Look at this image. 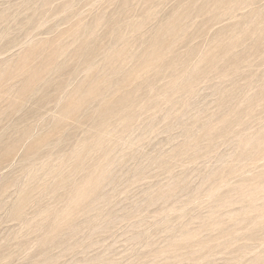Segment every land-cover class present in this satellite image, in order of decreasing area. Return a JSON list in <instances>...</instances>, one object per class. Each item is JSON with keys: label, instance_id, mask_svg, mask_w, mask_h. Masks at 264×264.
<instances>
[{"label": "rangeland", "instance_id": "obj_1", "mask_svg": "<svg viewBox=\"0 0 264 264\" xmlns=\"http://www.w3.org/2000/svg\"><path fill=\"white\" fill-rule=\"evenodd\" d=\"M0 264H264V0H0Z\"/></svg>", "mask_w": 264, "mask_h": 264}, {"label": "bare ground", "instance_id": "obj_2", "mask_svg": "<svg viewBox=\"0 0 264 264\" xmlns=\"http://www.w3.org/2000/svg\"><path fill=\"white\" fill-rule=\"evenodd\" d=\"M220 1H222V0H220ZM160 42V41H159ZM93 89V88H92Z\"/></svg>", "mask_w": 264, "mask_h": 264}]
</instances>
